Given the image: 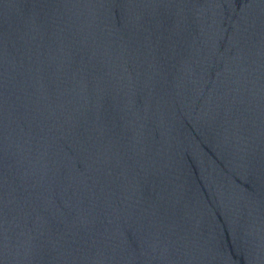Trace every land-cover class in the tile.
Listing matches in <instances>:
<instances>
[{"label":"water","instance_id":"95a60500","mask_svg":"<svg viewBox=\"0 0 264 264\" xmlns=\"http://www.w3.org/2000/svg\"><path fill=\"white\" fill-rule=\"evenodd\" d=\"M0 264H264V0H0Z\"/></svg>","mask_w":264,"mask_h":264}]
</instances>
